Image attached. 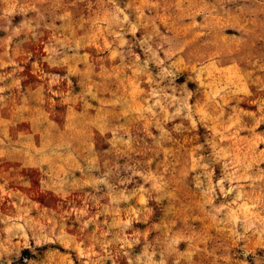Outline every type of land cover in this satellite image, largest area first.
<instances>
[{
    "label": "rangeland",
    "instance_id": "rangeland-1",
    "mask_svg": "<svg viewBox=\"0 0 264 264\" xmlns=\"http://www.w3.org/2000/svg\"><path fill=\"white\" fill-rule=\"evenodd\" d=\"M0 264H264V0H0Z\"/></svg>",
    "mask_w": 264,
    "mask_h": 264
}]
</instances>
